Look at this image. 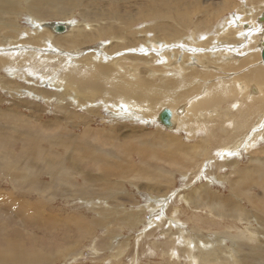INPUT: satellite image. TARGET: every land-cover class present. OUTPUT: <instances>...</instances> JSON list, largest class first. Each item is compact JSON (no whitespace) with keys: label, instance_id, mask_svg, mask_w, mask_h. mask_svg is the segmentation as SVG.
<instances>
[{"label":"rangeland","instance_id":"374dc122","mask_svg":"<svg viewBox=\"0 0 264 264\" xmlns=\"http://www.w3.org/2000/svg\"><path fill=\"white\" fill-rule=\"evenodd\" d=\"M132 1L135 4L134 0H11L9 6L3 8L0 14V248L6 251L18 249L31 259L11 262L0 257V264H264V212L241 203L240 206L249 209L254 219L239 220L220 215L218 211L216 214L212 201L199 200L196 195L192 197L195 190L202 187L221 194L224 199L234 194L243 196L241 191L245 188L246 194L255 196L253 204L264 208V179H257L255 173L251 180L256 178L258 184L249 183L247 187L241 184L233 191L228 187L230 179L238 180L234 165L245 168L252 164L255 170L258 169V164L263 162L259 159L264 160V140L249 149L238 147L240 153L225 160L218 149L232 140L224 135L234 128L227 120L228 116L222 122L210 113L208 106L207 112L192 115L183 97L165 101L174 96L176 88L171 89V94L167 95L170 97L165 100L160 94H144L143 88L128 83L132 81L128 77L131 73H121L115 62L109 63L108 73L95 71L100 73L96 78L92 71L87 73L81 65L75 73L68 70L70 65L60 70L63 60L73 64L84 53L97 58V63L100 59L117 61L134 51L144 50V45L156 36V31L141 22L134 28L149 31L144 45L135 49L117 48L107 52L115 41L108 36L93 40L100 27L122 29L124 13H127L122 12L123 7ZM183 1L192 2V21L187 28L179 26L177 35L190 43L189 46L175 42L156 48L149 46L151 51L148 53L135 54L147 56L152 52L156 54L157 50L167 53L174 49L179 55L170 62L188 61V68L197 63L203 65L201 69L217 73L221 64L206 59L196 62V53L192 54V49H213L218 42L211 43L210 40L203 44L207 40L204 37L215 39L214 35L225 25L226 34L234 27L233 20L243 19L244 23H249L246 17L249 10L253 12L251 15H256L255 27L262 23L264 0ZM220 2H224V6L218 11L215 6ZM164 3L162 5H169ZM207 4L211 12L204 11L202 23V15L197 11ZM167 7L170 9V5ZM118 16H121L120 20ZM70 20L76 23L74 31L91 34L90 43L64 47L54 42L53 35L66 32L69 25L64 22ZM5 22L12 25L13 33ZM38 26L40 34L44 28L48 30L49 34L43 31L41 35L50 36L46 41L48 45L41 44L38 35L33 36ZM76 27L81 28L75 30ZM227 34L229 41L236 38L234 33ZM192 36L201 38L200 46L191 42ZM259 37L254 46L251 43L257 58L253 63L258 67L262 64L260 51L264 39L261 34ZM239 45L242 49L243 39ZM31 50L32 54L38 51L32 58L27 57V51ZM184 52L188 55L182 61ZM235 56L241 61L245 59L242 51ZM164 58L154 62L129 59L127 63L141 64L146 72L143 76H147L154 86L152 89H159V83H170L167 75L176 74L168 66L159 72H149L152 66L161 65ZM244 72L240 70L237 74ZM43 74L50 76L45 77L51 78L50 83L43 82ZM136 74L141 78L142 73L137 71ZM193 80L186 82L189 85ZM127 83L129 88H126ZM92 85L98 89H93ZM109 87L121 89L118 93L123 96H137L126 100L127 97L114 94L119 97L114 98ZM136 92L138 94H134ZM94 94L97 95L94 97ZM150 96L153 101L148 100ZM141 98L143 102L139 100ZM124 102L131 105L130 111L122 109ZM228 102L221 103L222 111L234 117L238 110ZM63 106L72 115L67 126L63 122H52L55 118L63 120ZM169 108L178 111L175 114L176 130L165 125L171 118ZM181 110L183 114L180 115ZM182 115L189 116L190 120L181 119ZM251 120L256 121V116L252 115ZM86 124L88 129L95 130V134L101 132V137L81 133ZM67 127L74 139H82L85 146L90 143L87 149L79 147V152L74 153L78 158L74 162L69 158L73 150L63 147L67 144L66 137L56 139L57 134L68 132ZM119 127V132L131 137H136L134 134L137 133L151 137L165 134V139H129L135 146L129 151L124 147L125 139L111 132V128ZM80 133L83 135L77 136ZM177 140L192 150L184 145L176 148ZM99 144L102 150L97 152ZM72 145L74 147L76 143ZM126 160L129 165L134 162V167L127 169ZM108 162L112 168L107 181L112 186L99 190L94 186L103 182L100 167L109 168ZM88 172L96 174L87 176L91 179L89 182L84 177ZM237 240L244 248L235 244Z\"/></svg>","mask_w":264,"mask_h":264},{"label":"bare ground","instance_id":"6f19581e","mask_svg":"<svg viewBox=\"0 0 264 264\" xmlns=\"http://www.w3.org/2000/svg\"><path fill=\"white\" fill-rule=\"evenodd\" d=\"M10 1L11 0H0V14L2 13L4 7L9 6ZM48 1L50 2L52 0H48ZM134 2H135V4H133V1H132V3L129 2L128 5L123 7L122 12L123 13L127 12V13H124L125 14V16H124L125 20H123V24L119 23V25L120 24L122 25V29H119L118 27H114L110 30H106L107 28L105 29L103 27H100V29H98L99 32L97 33V37H95V38L93 37V40H95V41L100 40V39H102V37L108 36L113 41H115L113 46L106 49L107 52H112L113 50H115L117 48H125L126 50L135 49L136 47H138L139 45H142L144 43V41L146 39V33H148V31H149L147 28H142V29L141 28H138V29L134 28L135 25L137 26V24L139 22H141V23H144V26H149L148 28L154 29L156 31V36L154 38H149L147 41L148 42L147 45L143 44L145 47L144 50L141 49V50L134 51L133 54L125 55L123 58H120L117 61H114V59H113L112 61L108 60V61L104 62L103 59L102 60L100 59V61L97 63H96L97 58H95L94 56L91 57L90 56L91 54L88 56V55H86V53H84L81 55V58H79L78 60H74L73 64L71 61H64L63 60L62 61L63 66L60 70L62 71L68 65H70L68 67V70L75 73V71L79 68V65H81L82 69L84 71H86L87 73L89 71H92L93 72L92 74H94V77L96 78L98 75H100V73H95V71L108 73V71H110L109 63L115 62L117 65H119V67L121 69V73L122 72H130L131 73L132 76L131 77L128 76V77L130 79H132V81L128 82V83L131 85L139 86V87L143 88L141 91L144 94L145 93H150L153 95L160 94V96L165 100L167 97L168 98L170 97L167 95L171 94V92H170L171 89L176 88L173 91L174 96H171V98H169V100H165V101H177V100H179L177 97H183L187 100V106L189 107L188 111L192 115L194 113L195 114H201V113L207 112L208 111L207 106H208V107H210V109H209L210 113L213 112L216 116L215 118H219L222 122L225 120V116H228L227 120H230V123L234 124V128L230 131L231 134L229 132L227 133V131H226V133H224V135H226L227 138H230L232 140L224 143L223 146H221L218 149L222 152V154H223L222 158L225 160L229 159L232 155L237 156L240 153L238 147L242 148V149H249V147H252L254 144H257L258 141H263L264 140V66H263L264 65V58L262 57L263 45H262L261 51H260V57H261L262 64L258 67V66H256L255 63H253V61H255L257 58H256V53H254L255 49L251 47V43L254 46L256 41L260 38L259 37L260 34L264 38V25H263L264 24V12L260 16L262 23L261 24L258 23L259 25L257 27H255V22H254L256 20L255 13H254L255 16H253V14L252 15L250 14V12H252V10H249L246 13V17H248L249 23H244L242 21L243 19L242 20L241 19L240 20H233L235 22L234 27H232V30L227 31V33H229V32L234 33L236 38L233 39V41H229L228 40V34L227 33L225 34L224 29H225L226 25L221 28L222 30L218 31L217 34L214 35L215 39L210 38L209 36L206 37L205 36L206 34L202 35L203 37L205 36L204 37L205 39H207L206 41H203V44L208 43L210 40H211L210 41L211 43L213 41H216V42H218V44L213 49L201 48V47L198 49H192V54L196 53L195 54V61L196 62H199V63L205 62V59H206L208 62H215V63H219L222 65V66H220V69H218L217 73L216 72L211 73V72H208L207 70L201 69L200 67L203 66L201 64L198 65L196 63V64H194V66H192V68H188L189 67L188 61H186V62L174 61V63L170 62L171 58H175L177 56V54L179 55L178 50L172 49L167 53L165 51H158L157 50L156 54L152 52V53H149L147 56H145L146 54H135V53H140L142 51L145 53L146 52L148 53L149 51H151L149 49V46L150 47L153 46L154 48H156L157 46H161L162 44L169 45V44H172L175 42L176 43L180 42L179 44L189 46L190 43H188L186 40L181 38V35H177V33L180 30L179 26H181L184 29V28H187L191 24V21H192V2L191 1H183V0H139L136 2V0H134ZM163 2H165V3L168 2L170 5V9L167 7L169 5H165V6L162 5ZM36 3H38V1ZM136 4L141 5V6H137ZM132 5H133V8H132ZM223 6H224V2H220L215 7L217 8L218 11H220L223 8ZM154 7H157V8H154ZM224 8H227V7L225 6ZM205 10H206V12H209V13L211 12L210 8H209V4L205 5L202 9L197 11L198 14L202 15V20L204 18V11ZM213 11H214V9L212 8V12ZM238 12H240V11H238ZM126 14H128V15L126 16ZM209 16L211 18V15H209ZM94 18H95V16H94ZM115 18H117V17H115ZM118 18L120 20L121 16H118ZM89 20L92 22L91 19H89ZM153 20H156V21L152 22V24H150V23L147 24V22H150ZM99 21H103V20H99ZM258 22H260V21H258ZM70 23H73V21H71V22L68 21V23H67V21L64 22V25L65 24L69 25V29L66 28L65 29L66 32L62 31L63 33L56 31L55 27H54L55 25L52 24L54 31L58 32V34L53 35L54 42L58 43L64 47L79 46L82 43L85 44L86 42L90 43L91 34L86 35V34H82L80 31H78V32L74 31L73 29H74V26L76 25V23L75 24L73 23L71 25H70ZM109 23H110V21H109ZM202 23H204V20L202 21ZM5 24L7 27L9 26L11 33H13L14 30H13L12 25L10 23H6V22H5ZM93 24H94V21H93ZM144 26H142V27H144ZM262 27H263V29H262ZM80 28L76 27L75 30L80 29ZM40 29H41L40 26H38L36 28L33 36L38 35L40 43L43 45H48L46 43V41H47V38H49L50 36H41L44 34V32H48V30L46 28H44L43 29L44 32L42 31V33L40 34L39 33ZM48 29H49V27H48ZM51 33H53V32H51ZM48 34H49V32H48ZM53 34H55V33H53ZM246 37H247V39H246ZM242 39H243V46L241 49L239 42ZM200 40H201V38L199 36L198 37L192 36V38H191V42H195L196 46H200ZM27 47H29V46H27ZM231 48H234V49H232L230 51ZM250 48H251V50H250ZM22 49L27 50L29 48H27V49L22 48ZM240 51H242V55H244V58H245L242 61L237 59L235 56L236 53H238ZM158 52H161V53H158ZM37 53H38V51L35 52V54H37ZM209 53L211 54L210 56H208ZM35 54H32V50L27 51V57L32 58ZM186 55H188V54L184 52L183 57H182V61L184 60V57ZM141 56L143 58H141ZM163 57H165V58H164L162 64L159 66H156V67L152 66V68L149 72H151V71L159 72V71L164 69L163 67L168 66V67H171L173 70H175L176 74L172 75L173 77L171 75H167L169 77L165 76L166 78H169L168 80L170 83H167V82L159 83L157 86V88H159V89H152V87H154V86H151V81H150V79H148L147 76H143L146 72L141 67V64L136 63L133 65L131 63H127V61H129V59H134V60L137 59V61H141V59H144L146 61L149 60L150 62H154V61L160 60L161 58L163 59ZM49 59H50V61H53L52 57H50ZM138 59H140V60H138ZM240 70L242 72H244V71H246V72H244L243 74H237ZM137 71L142 73L141 78L139 77V75L136 74ZM47 76H49V75L43 74L41 76V78L43 79V82L47 81L50 83L51 78H50V80H48V78L47 79L45 78ZM192 78L194 80L191 81L190 84L188 85L186 80H192ZM128 83L126 84V88H129ZM94 85H96V84H94ZM149 86L151 88L146 89ZM92 87H93V89H98L97 87H95L93 85H92ZM113 88L114 87H111V88L109 87L108 89L111 90V91L109 90V92L111 95H113L114 98L115 97H117V98L127 97L126 98V100H127V99H129L128 97L135 99L137 96V95H133V94H128V96L127 95L123 96V93L122 94L118 93L119 91H121V89L116 90ZM163 89H166L167 92H165ZM178 89H182V90L185 89V90L178 91ZM92 91L94 92V90H92ZM38 92L40 93L39 90H38ZM97 93H98V91H97ZM82 94L84 95V93H82ZM114 94H118L119 97L117 95H114ZM134 94H138V92H136ZM96 95L94 94V97ZM141 97H143V96H141ZM139 100L143 102L142 98ZM148 100L153 101L151 96L149 97ZM225 100L229 101L228 103H231V105L236 110H238L237 113H235L234 117L232 115H229V113L227 111H222V104L221 103H223ZM248 105L253 106V108H251V107L249 108ZM122 107H123L122 109L125 108V111H127V112L131 110L129 108H132L131 105H129L127 102H124ZM136 107H137V105H136ZM33 109H34V107H33ZM60 110H59V112H60ZM62 111H63V117H62L63 120L55 118L52 120V122L53 123L63 122L67 126L70 123V121H68V120L72 115L67 112V110L64 108V106L62 108ZM122 111L123 110H120V113L124 112V111L123 112ZM170 112H171L170 122H169V124H165V125L169 129L175 128V130H176L177 127H175L176 126V122H175V116L176 115L175 114H177L178 111L176 112L175 109L173 110V108H172V110L170 109ZM34 113L36 114V112H34ZM179 113L181 115V114H183V111L181 110V111H179ZM124 114H125V112H124ZM252 115L256 116V121L251 120ZM235 117H237L238 119H235ZM181 119L187 120V121L190 120L189 116H187V115L183 116ZM208 119H210V118H208ZM59 120H61V121H59ZM158 123H159V119H158ZM87 126H89V125L86 124V127H84V129L82 130L81 133H83V131H84L83 134H90V135L95 134L94 133L95 130L94 129H88ZM123 126H121V127H123ZM71 127L75 128L72 124H71ZM121 127H119L118 129L115 128V130H113V128H111L112 131H111V129H109V131H111L113 135H117V136L125 139V140H123V142L125 144L124 147L126 150H129V151H132L133 149H135V146L132 144V142L129 139H136L138 141L139 140H142V141L145 140L146 141L147 139H150V138L154 139V140L165 139L164 138L165 134H158L157 136L153 135L151 137V136H147L144 133H140V134L137 133V134H134L136 137H133V135L131 137L128 134H125V133L123 134V132H119L121 130ZM238 128H242L241 131L235 132ZM178 129H179V127H178ZM69 130H71V129L68 128V132L65 133L64 135L57 134L56 139L64 138V136L66 137L65 139H67L66 140L67 144H66V146H63V147H69L73 150V153L70 155L69 158H70L71 162H74V161H76V159H78L76 156L74 157V155H75L74 153L79 150V147H81V148L83 147L84 149L85 148L87 149V147L90 143L85 146L83 143V140L82 139H77V140L74 139L73 135L71 133H69ZM73 131H75V130H73ZM81 133L77 136L83 135ZM95 135L98 137H101V132H99L98 135L97 134H95ZM109 137H111V136H109ZM127 140L130 142H125ZM74 142L76 143V145L73 147L72 143H74ZM79 144H82V145L80 146ZM174 145L176 148H180V146L184 145L186 148L192 150V148H189L185 144L180 143L178 140L176 141V143ZM101 146L102 145L99 144V146H98L99 149H97V152L102 150ZM132 147H133V149H132ZM124 160L125 159H123V161ZM250 160L252 162L254 161V159L253 160L250 159ZM259 161H263V162L258 164L257 170H255V167L252 164L247 165L245 168L244 167L240 168V167L234 165L235 169H236L234 171V173L239 174L238 180L234 181V180L230 179L228 187H230V189L233 191L234 189H237V186H240L241 184H246V187H247V185H249V183L258 184V182L256 181V178L259 180L264 179V160L259 159ZM128 163H129V161L124 162L127 169L134 167V162L131 163L130 165ZM108 164H109V168H105V166L100 167V169L102 170V171H100V173L103 172L100 176V180H102L103 182H102V185H100V184L97 185V183H95V186H94L95 188H98L99 190H102V189H105L107 187L112 186V184L109 181H107V176L109 175L111 168H112L111 162H108ZM253 173H255L256 178L251 180V176ZM73 174H76V173H73ZM89 174L90 175H96V174H93L90 172L86 173L84 175V177L88 182L91 180L87 177V176H90ZM95 179H96V177H95ZM244 189H242V191H241L243 196L237 197L236 194H234L232 197L228 196L224 199V196H222L221 194H215L214 192L208 191L206 188L202 187V188H199L198 190H195V192L192 194V197L196 195L199 200L212 201L213 202L212 206L216 207V208L213 207V209L216 210L215 211L216 214L218 211V213H220V215L229 216V217H233V218L236 217L239 220L254 219V216L250 213L249 209H247L243 206H240V204L241 203H248L251 205L252 210H256L259 212H264V208H257L253 204V202L255 200V196H253L251 193L246 194V190H244ZM103 191H105V190H103ZM106 191H107V189H106ZM107 195H108V193H107ZM109 196H110V194H109ZM235 244L239 245L240 240H237ZM240 245L244 248V244H240ZM192 255H193V253H192ZM0 257L2 259H4V261H11V262L31 259V256L21 252L18 249L6 251L3 248H0ZM3 257H5V258H3ZM239 259H241L240 256H239Z\"/></svg>","mask_w":264,"mask_h":264},{"label":"water","instance_id":"95a60500","mask_svg":"<svg viewBox=\"0 0 264 264\" xmlns=\"http://www.w3.org/2000/svg\"><path fill=\"white\" fill-rule=\"evenodd\" d=\"M262 45H263L262 57L264 58V40H262ZM167 115H168V112H166V116Z\"/></svg>","mask_w":264,"mask_h":264}]
</instances>
